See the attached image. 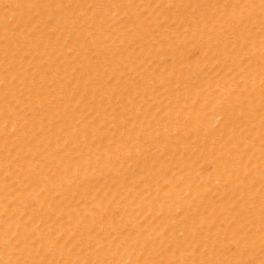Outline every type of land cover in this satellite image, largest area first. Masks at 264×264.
Masks as SVG:
<instances>
[{"label":"bare ground","instance_id":"bare-ground-1","mask_svg":"<svg viewBox=\"0 0 264 264\" xmlns=\"http://www.w3.org/2000/svg\"><path fill=\"white\" fill-rule=\"evenodd\" d=\"M0 264H264V0H0Z\"/></svg>","mask_w":264,"mask_h":264}]
</instances>
